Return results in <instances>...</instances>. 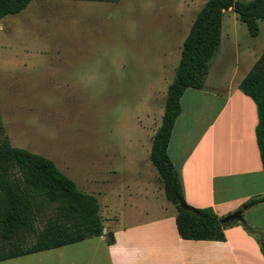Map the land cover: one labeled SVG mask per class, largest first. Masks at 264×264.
Instances as JSON below:
<instances>
[{
  "label": "rangeland",
  "instance_id": "374dc122",
  "mask_svg": "<svg viewBox=\"0 0 264 264\" xmlns=\"http://www.w3.org/2000/svg\"><path fill=\"white\" fill-rule=\"evenodd\" d=\"M206 1L33 0L0 20L2 133L12 147L51 160L79 191L95 196L105 227L113 218L125 225L164 213L162 191L153 199L135 188L151 177L154 186L159 182L151 140L182 42ZM257 26L251 37L235 12H223L210 115L230 90L243 94L237 85L264 50V20ZM189 94L197 107L203 93L187 91L183 106ZM51 214L44 211L38 229ZM105 246L92 237L0 264H109Z\"/></svg>",
  "mask_w": 264,
  "mask_h": 264
},
{
  "label": "trees",
  "instance_id": "16d2710c",
  "mask_svg": "<svg viewBox=\"0 0 264 264\" xmlns=\"http://www.w3.org/2000/svg\"><path fill=\"white\" fill-rule=\"evenodd\" d=\"M33 0H0V20L23 11ZM115 2L116 0H73ZM235 12L249 35L258 34V20H264V0L236 2L207 0L196 14L181 46L180 58L172 82L167 86L161 123L155 131L149 161L156 169L164 196L176 209L175 226L183 240L224 241V230L211 208L197 209L184 202L179 175L169 160L167 146L173 124L180 114V98L186 89L200 90L209 63L221 42L222 14ZM256 108L255 140L264 178V50L238 84ZM189 210L184 211L179 203ZM264 203V195L248 200L237 211ZM52 214L42 228L36 226L45 210ZM242 227L259 244L264 257V234ZM95 196L77 189L74 181L60 172L54 163L25 149L12 147L0 127V262L81 242L105 237Z\"/></svg>",
  "mask_w": 264,
  "mask_h": 264
},
{
  "label": "crops",
  "instance_id": "0c3cea01",
  "mask_svg": "<svg viewBox=\"0 0 264 264\" xmlns=\"http://www.w3.org/2000/svg\"><path fill=\"white\" fill-rule=\"evenodd\" d=\"M221 44L222 38L215 55ZM215 55L202 88L186 89L180 98L181 111L172 127L167 155L179 175L184 202L197 209L211 208L223 218L251 198L264 195V178L255 140L253 101L230 90L218 111L210 115L216 96L209 93L215 91L214 82L218 81L211 76ZM207 82L212 87L206 86ZM189 90L203 93L197 107L189 103L195 101V94H189L185 106L182 104ZM156 178L158 186L153 185L151 177L147 184H138L135 191L159 199L163 188L158 175ZM167 203L161 206L163 215L157 217L131 218L125 225H115L116 218H109L111 221L103 227L112 234L113 242L107 244L100 237L109 264H264L258 242L242 226L226 228L224 241L181 239L175 226L176 209ZM241 215L254 232L264 234V203L243 210Z\"/></svg>",
  "mask_w": 264,
  "mask_h": 264
},
{
  "label": "water",
  "instance_id": "95a60500",
  "mask_svg": "<svg viewBox=\"0 0 264 264\" xmlns=\"http://www.w3.org/2000/svg\"><path fill=\"white\" fill-rule=\"evenodd\" d=\"M179 207L184 210V211H188L189 208L182 202L179 203ZM240 222L242 223L243 222V217L241 215V212L239 211H236V212H233L223 218L220 219V224L221 225H224V224H228V223H233V222ZM103 234L105 233V231L103 230L102 232Z\"/></svg>",
  "mask_w": 264,
  "mask_h": 264
}]
</instances>
